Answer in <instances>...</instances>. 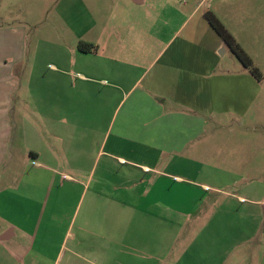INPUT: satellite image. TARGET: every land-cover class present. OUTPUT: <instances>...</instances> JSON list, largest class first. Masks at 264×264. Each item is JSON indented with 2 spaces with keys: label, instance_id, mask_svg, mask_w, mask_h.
Listing matches in <instances>:
<instances>
[{
  "label": "crops",
  "instance_id": "crops-1",
  "mask_svg": "<svg viewBox=\"0 0 264 264\" xmlns=\"http://www.w3.org/2000/svg\"><path fill=\"white\" fill-rule=\"evenodd\" d=\"M27 2L0 0V13L35 6ZM207 2L117 0L111 10L105 0H55L61 21L41 27L44 38L63 37L59 62L46 74L27 70L41 91L21 95L16 64L36 60L24 52L27 27L0 23V173L22 175L17 186L0 175V264H164L180 231L163 196L174 199L180 185L215 198L206 226L183 232L177 264H264V133L255 130L264 87L227 59L205 18L216 13L256 60L264 4ZM81 42L97 50L84 53ZM245 122L241 134L234 125ZM164 217L175 230L163 231Z\"/></svg>",
  "mask_w": 264,
  "mask_h": 264
},
{
  "label": "rangeland",
  "instance_id": "rangeland-1",
  "mask_svg": "<svg viewBox=\"0 0 264 264\" xmlns=\"http://www.w3.org/2000/svg\"><path fill=\"white\" fill-rule=\"evenodd\" d=\"M32 1H34L33 4H35V6L31 7V9L29 8L21 9L19 6H17L13 9V11L0 13L1 24L10 25V26L23 25L27 27L28 40L25 43L24 52L28 56L31 55L36 59L34 62L26 60L24 62H20L16 64L15 68L18 70L17 76L18 79L21 81V86H22L21 89L19 90L18 93L19 95L22 94L21 91L23 90V86L24 89L26 90V87H28V85L34 87L36 91H38V88L39 91H41V84L39 83V79L41 77L28 78L26 71L34 69V70H39V73L41 75L46 74L45 70L48 68L49 63L59 62L58 60L55 61L52 55H56L59 52V49L62 46V41L64 40L63 37H61L62 39L59 38L57 34H54L48 38L43 37V30L41 27L43 23L46 22L55 23L61 21V17L59 16L57 10L54 9L55 5L53 4V2L55 0H32ZM116 1L117 0H105L104 6H109V9L112 10L114 7L113 5L114 3H116ZM125 1H128L130 4H133L134 2V0H125ZM210 1L213 0H208V2ZM260 1H262L261 4H264V0H260ZM27 3L30 4L29 0ZM46 4L47 5L51 4V5L50 7H46ZM178 4L181 5L182 3L178 1ZM40 9L42 10L40 11ZM93 10L96 15H99V20H101L103 14L101 12L98 13L97 11H95L94 7ZM259 20L261 21L264 20L263 14L259 16ZM261 33L262 35H264V30ZM46 39H49V42L46 45H44L42 41ZM47 50H49L50 53ZM252 51L255 53L254 54L255 55L254 57L256 59L254 60L255 66L261 71L263 75V79L260 82H262V85L264 87V38L254 46V50ZM227 59L238 60L237 57L231 51L230 53H228ZM7 62L11 63V61H7ZM263 98H264V94H263ZM48 101L50 103L58 104V92L56 91L53 94L50 93ZM234 127H236L239 133L244 134L246 131H248L249 127H252V125L248 122H245L242 127L237 128L236 125H234ZM255 130L257 131L258 134L264 133V128L262 127ZM16 150H17V146H13V145L10 147V150L8 149V151L10 152L12 151L15 152ZM21 151L23 152L22 145L19 146L18 149V157H19L17 159L18 168L22 166V164L25 161L24 159L25 155L21 153ZM28 158L29 157H27V159ZM0 175H4L3 180L5 185H7L9 182H14V185L17 186L19 184L18 180L22 179V175L20 176V174H8V168H4L3 171L0 173ZM259 176L261 177L260 179H264V174H259ZM198 178L203 181L201 176L200 177L198 176ZM0 184H1V180H0ZM173 195H174L173 197L174 199H169L171 196L168 194H165V196H163V199L165 203H167L165 205H167L169 208L170 206H174V208L175 207L178 208L177 212L171 214L173 215L171 217L172 218L176 217L174 221L177 227L175 228L179 229L178 231H180V236L178 237L177 243L171 248V250H167L168 247H170L169 245H167L166 247L164 245L163 251L165 252V250H167V252L171 253L170 256H172L166 262H164V264H177L178 258L181 260L180 255L184 253V251H186V248L188 247L189 244L188 241L190 240L189 237H183V232L187 230L197 231L206 226V199L209 198L210 200H213L215 198L213 197V195H211V193L209 194V196H207L206 189L205 190L201 189L200 185L198 186V188L196 187L195 189H193L188 185H180L177 190L173 189ZM43 197L44 194L41 192L39 198H43ZM8 198H11L10 194ZM90 198H91V191L88 190V193L84 195V199H83L84 203L82 205L83 207L81 212H83L84 209L87 206H89ZM76 199L77 198H73L69 196L67 200V203H69V205L73 207V210L75 209L73 202H76ZM167 206H164L163 211H165V207ZM166 218L167 217H164V221L162 222V226H161L163 231H166L167 229L175 230L174 228H170L171 220L170 222L169 221L167 222ZM132 223L133 221H131V224ZM147 227L154 228L153 222L151 220L149 221V219L147 222ZM145 239H147L148 241L149 240L153 241L152 240L153 237H150L149 235ZM165 240L166 238H164L163 241ZM3 244L4 246H10V245L12 246V243H3Z\"/></svg>",
  "mask_w": 264,
  "mask_h": 264
},
{
  "label": "trees",
  "instance_id": "trees-1",
  "mask_svg": "<svg viewBox=\"0 0 264 264\" xmlns=\"http://www.w3.org/2000/svg\"><path fill=\"white\" fill-rule=\"evenodd\" d=\"M205 18L222 38L230 51L237 57L242 65L248 69L249 73L258 81H261L263 79V75L261 71L255 66L254 60L236 40L232 33L226 28L219 17L213 11L208 10L205 12ZM79 49L84 53L94 52L97 50L96 47L84 42L79 44Z\"/></svg>",
  "mask_w": 264,
  "mask_h": 264
},
{
  "label": "water",
  "instance_id": "water-1",
  "mask_svg": "<svg viewBox=\"0 0 264 264\" xmlns=\"http://www.w3.org/2000/svg\"><path fill=\"white\" fill-rule=\"evenodd\" d=\"M224 52V51H223Z\"/></svg>",
  "mask_w": 264,
  "mask_h": 264
}]
</instances>
